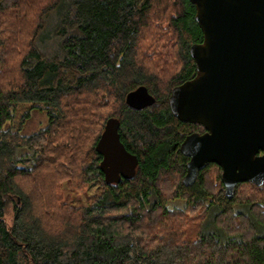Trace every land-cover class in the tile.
I'll return each mask as SVG.
<instances>
[{"label": "trees", "instance_id": "obj_1", "mask_svg": "<svg viewBox=\"0 0 264 264\" xmlns=\"http://www.w3.org/2000/svg\"><path fill=\"white\" fill-rule=\"evenodd\" d=\"M195 14L189 0H0V264H264V185L229 198L214 162L183 183L181 144L203 128L169 98L196 75ZM142 85L155 101L136 109ZM20 102L48 123L15 128ZM110 118L139 159L119 181L96 149Z\"/></svg>", "mask_w": 264, "mask_h": 264}, {"label": "water", "instance_id": "obj_2", "mask_svg": "<svg viewBox=\"0 0 264 264\" xmlns=\"http://www.w3.org/2000/svg\"><path fill=\"white\" fill-rule=\"evenodd\" d=\"M204 39L190 54L196 75L170 94L172 113L199 123L203 134H188L181 152L190 157L185 185L196 181L207 163L222 168L225 194L232 198L241 182L264 185V0H189ZM133 108L152 105L142 85L127 94ZM119 120L110 118L97 142L107 181L131 178L139 159L120 139Z\"/></svg>", "mask_w": 264, "mask_h": 264}, {"label": "rangeland", "instance_id": "obj_3", "mask_svg": "<svg viewBox=\"0 0 264 264\" xmlns=\"http://www.w3.org/2000/svg\"><path fill=\"white\" fill-rule=\"evenodd\" d=\"M148 34L144 37L145 44L150 43L151 40L148 36ZM150 36V35H149ZM151 37V36H150ZM152 38V37H151ZM146 46V45H145ZM30 103L29 102H20L16 107V112L13 120V124L16 127L21 126L22 132L24 134H30L33 133L40 128L44 127L48 123V116L43 111H37L32 110L30 112V116L26 119H23V114L29 109ZM97 191L95 186L92 187H86L82 190H75L71 192V195L73 198L76 199L78 203H86L88 199ZM185 203L182 200H177L173 203V205L177 206H183ZM191 228L193 230L198 229V225L195 223H192Z\"/></svg>", "mask_w": 264, "mask_h": 264}, {"label": "flooded vegetation", "instance_id": "obj_4", "mask_svg": "<svg viewBox=\"0 0 264 264\" xmlns=\"http://www.w3.org/2000/svg\"><path fill=\"white\" fill-rule=\"evenodd\" d=\"M189 123H191V122H189ZM192 124H195V123H192ZM196 124H197V123H196ZM198 124H199V123H198ZM200 125H201V124H200ZM202 128H203L202 130H199V131H193L192 133H194V132H198V133H200V134H203L204 132H206L207 129H206L203 125H202ZM189 134H191V133H189ZM259 154H264V151H260ZM188 158H189V160H190V157H188ZM189 160H188V161H189ZM206 165H207V164H206ZM206 165H205V166H206Z\"/></svg>", "mask_w": 264, "mask_h": 264}]
</instances>
